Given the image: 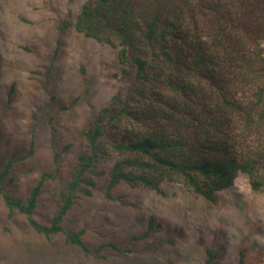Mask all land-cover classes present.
Segmentation results:
<instances>
[{
	"label": "trees",
	"instance_id": "1",
	"mask_svg": "<svg viewBox=\"0 0 264 264\" xmlns=\"http://www.w3.org/2000/svg\"><path fill=\"white\" fill-rule=\"evenodd\" d=\"M74 28L114 50L127 85L82 127L64 172L56 153L51 171L17 191L12 169L34 143L8 157L0 144L8 218L21 216L46 243L62 237L84 256L104 259V248L130 250L114 242L93 247L84 227L63 225L99 179L111 200L120 184L164 196L177 183L215 205L239 174L264 193V0H84ZM157 225L150 216L130 241L148 238ZM0 230L5 236L8 227ZM39 246L34 252L44 253ZM205 254L201 264H214L217 253Z\"/></svg>",
	"mask_w": 264,
	"mask_h": 264
},
{
	"label": "rangeland",
	"instance_id": "2",
	"mask_svg": "<svg viewBox=\"0 0 264 264\" xmlns=\"http://www.w3.org/2000/svg\"><path fill=\"white\" fill-rule=\"evenodd\" d=\"M83 1L0 0V144L8 157L34 143L33 154L12 169L17 191L51 171L56 153L64 172L82 127L127 85L114 50L74 28ZM165 187L162 196L120 184L111 200L99 179L65 217L64 228L84 227L91 246L114 242L130 250L104 248V259L84 256L62 237L46 243L21 216L8 218L0 202V227H8L0 234V264H201L207 248L217 253L214 264H264V193L252 190L244 174L219 192L215 205L190 197L177 183ZM150 216L159 223L152 234L130 241ZM39 244L44 253L34 252Z\"/></svg>",
	"mask_w": 264,
	"mask_h": 264
}]
</instances>
